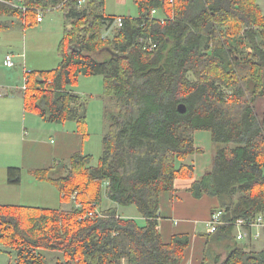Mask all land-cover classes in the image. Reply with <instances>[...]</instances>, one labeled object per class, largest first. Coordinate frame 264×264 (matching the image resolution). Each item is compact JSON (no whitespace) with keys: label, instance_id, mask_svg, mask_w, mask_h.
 Masks as SVG:
<instances>
[{"label":"trees","instance_id":"16d2710c","mask_svg":"<svg viewBox=\"0 0 264 264\" xmlns=\"http://www.w3.org/2000/svg\"><path fill=\"white\" fill-rule=\"evenodd\" d=\"M79 1L0 0V38L14 18L26 27L40 12L64 14L61 62L27 73L28 109L83 130L84 102L70 91L81 77H102L112 103L97 167L91 156L75 154L61 177L52 176L59 167L32 172L73 207L0 206L1 245L16 250L15 264H46L47 251L62 254L57 264H183L190 236L163 242L160 196L193 176V166L178 162L202 153L194 133L205 130L216 154L190 191L217 198L225 224L208 236L204 264H264V248L239 242L233 225L264 218V14L257 0H134L138 16H121L112 37L105 33L118 17L105 13L106 0ZM21 177L20 168L8 170L10 185ZM104 191L120 206H135L145 223L117 209L98 211Z\"/></svg>","mask_w":264,"mask_h":264},{"label":"crops","instance_id":"0c3cea01","mask_svg":"<svg viewBox=\"0 0 264 264\" xmlns=\"http://www.w3.org/2000/svg\"><path fill=\"white\" fill-rule=\"evenodd\" d=\"M113 1L119 8L127 6L128 2V0ZM109 3L110 0H106L105 13L107 15L125 16L119 10L117 13H107ZM11 21L13 22L11 28L18 25L14 19ZM247 52L252 54L253 51L248 48ZM5 63L6 58L4 66L7 67ZM33 71L39 70L34 69ZM6 86L0 83V206L60 209L56 207L58 202H62L56 186L48 181L36 179L32 172L59 167L60 169L54 173L53 177H61L65 171L62 166L70 165V160L75 154L91 156L85 152L88 135L87 124L83 130L76 122H67L75 124L73 126H67L66 123L43 124L44 126H41L38 118L40 116L26 107L24 93L23 97L17 98L12 88L5 90L8 88ZM22 91L24 92V87ZM70 91L83 100L73 86ZM261 102L263 101H260L259 104ZM28 116L31 118L29 119ZM198 133V131L194 133V139L196 147L202 150L203 146L197 139ZM47 134H49V140L45 136ZM200 137L202 138L203 134L202 136L200 134ZM202 153L189 156L184 161L178 162L179 167L182 165L193 166V176L176 180L174 190L162 193L160 196L158 229L163 242L168 244L175 235L179 234L190 236V245L183 264H204L206 245L210 235L208 222L212 213L220 207L217 198L209 196L195 198L190 191L193 183L200 180L210 169L214 158L211 162L209 160L202 162ZM10 168L22 170L20 185L13 186L8 183ZM119 216L135 219L142 225L145 223L140 214L137 217H126L125 214H119ZM236 234L237 231H235ZM244 243L248 244L249 242ZM252 243L255 242L248 245L251 247ZM213 249L218 250L217 247Z\"/></svg>","mask_w":264,"mask_h":264},{"label":"rangeland","instance_id":"374dc122","mask_svg":"<svg viewBox=\"0 0 264 264\" xmlns=\"http://www.w3.org/2000/svg\"><path fill=\"white\" fill-rule=\"evenodd\" d=\"M262 12L264 13V0H257ZM119 10L123 15L136 18L138 16V8L134 0H128L127 6L119 8L115 5V1L110 0L108 4L107 13H117ZM43 13V23L29 24L26 27L23 26L24 20L14 18L15 25L9 30L3 32L0 38V83L7 85L5 90L14 91L18 97H23V87L26 85L27 73L34 72V69H38L41 72L52 71L59 67L61 62V55L59 52V46L64 36V14L61 10L40 12ZM39 13V14H40ZM68 24V22H67ZM115 33V28L106 31V36L112 37ZM6 55H12L15 63L14 68H7L4 66V60ZM105 55L98 57L99 60H103ZM76 91L80 93L82 102H84V113L87 119L86 130L88 132L85 148L86 153L92 157L90 166L97 167L104 153V137L108 131V123L105 119V108H111V100L104 99V81L102 77H81L78 83L73 86ZM1 89V88H0ZM114 103V101H113ZM259 111L261 114L264 112V101L259 104ZM30 116V115H29ZM28 118L30 119L31 117ZM40 125L59 123H50L42 121L41 117ZM46 122V123H45ZM67 126H73L75 124L66 123ZM28 126V125H27ZM197 139L201 146H203V153L201 154L202 162L206 160L212 161V158L216 154V149L212 141V135L210 131L199 130ZM200 134L203 137H200ZM48 135V136H47ZM45 135L49 140V134ZM67 166L70 167L69 164ZM65 171H63V175ZM54 174H52L53 176ZM74 203L58 202L57 208H61L64 211H69L73 207ZM55 209V208H54ZM110 209H117L119 214H125L126 217H133L139 215V212L135 206L123 207L112 201H110L104 191L103 199L98 206V211H106ZM244 243V242H243ZM248 244H251L250 242ZM264 248V241L252 243L249 248L253 251H260ZM222 252L220 262L225 259V254ZM46 258V264H57L63 261L61 253L47 251L44 252ZM17 261V252L13 248L4 247L0 243V264H15ZM213 264V262H210Z\"/></svg>","mask_w":264,"mask_h":264},{"label":"built area","instance_id":"2783aa9c","mask_svg":"<svg viewBox=\"0 0 264 264\" xmlns=\"http://www.w3.org/2000/svg\"><path fill=\"white\" fill-rule=\"evenodd\" d=\"M85 4V0L79 1V5L83 6ZM158 12L153 11L152 16H157ZM38 23L43 22V13H40L37 19ZM162 21V20H161ZM123 26V19L118 17L112 28H121ZM111 28V29H112ZM155 45L150 46V50H153ZM6 66L8 68H14L15 63L13 61V56L8 55L6 57ZM26 89V85L24 86V90ZM223 212L221 210L216 211L212 214L210 221L208 222V232L209 234H214L217 232L218 228L225 224L222 220ZM92 216V215H91ZM234 227L237 231L236 238L239 242H259L264 241V218L263 216H258L253 220H244L239 219L234 224Z\"/></svg>","mask_w":264,"mask_h":264},{"label":"water","instance_id":"95a60500","mask_svg":"<svg viewBox=\"0 0 264 264\" xmlns=\"http://www.w3.org/2000/svg\"><path fill=\"white\" fill-rule=\"evenodd\" d=\"M179 111L181 112V113H185L186 112V107H185V105H180L179 106Z\"/></svg>","mask_w":264,"mask_h":264}]
</instances>
